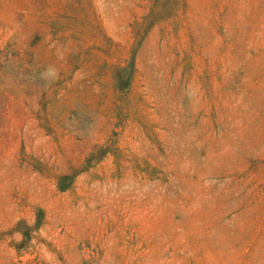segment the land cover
I'll return each mask as SVG.
<instances>
[{"label":"rangeland","instance_id":"obj_1","mask_svg":"<svg viewBox=\"0 0 264 264\" xmlns=\"http://www.w3.org/2000/svg\"><path fill=\"white\" fill-rule=\"evenodd\" d=\"M0 264H264V0H0Z\"/></svg>","mask_w":264,"mask_h":264},{"label":"clouds","instance_id":"obj_2","mask_svg":"<svg viewBox=\"0 0 264 264\" xmlns=\"http://www.w3.org/2000/svg\"><path fill=\"white\" fill-rule=\"evenodd\" d=\"M41 76L45 79H55L56 78V70L54 68H49L46 73H41Z\"/></svg>","mask_w":264,"mask_h":264}]
</instances>
